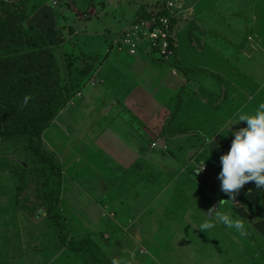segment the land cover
<instances>
[{"label": "rangeland", "instance_id": "obj_1", "mask_svg": "<svg viewBox=\"0 0 264 264\" xmlns=\"http://www.w3.org/2000/svg\"><path fill=\"white\" fill-rule=\"evenodd\" d=\"M74 1L33 0L36 9L28 23L49 37L63 77L69 61L81 69L96 56L111 55L96 65L83 90L43 134L37 143L41 157L25 140L0 137V264H49L59 254L49 238L52 227L40 190L51 170L46 159L63 170L62 210L71 236L92 237L114 264H264V241L255 244L249 237L212 252L188 247L187 236L194 238L195 230L180 229L172 206L160 201L144 208L157 188L126 220L127 207L183 162L181 151L162 141L173 131L168 122L182 130L197 122L190 115L195 106L187 101L218 103L229 91L243 90L247 113L264 103V0H183L176 31L186 73L158 58L140 55L138 60L111 49L142 6L152 15L169 0ZM209 8L211 14L203 16ZM182 99L187 106L179 114ZM119 157H125L120 164ZM188 168L177 188L195 185ZM160 225L166 229L153 236L150 227ZM135 232L143 240L134 239ZM64 250L55 264L82 263Z\"/></svg>", "mask_w": 264, "mask_h": 264}, {"label": "trees", "instance_id": "obj_2", "mask_svg": "<svg viewBox=\"0 0 264 264\" xmlns=\"http://www.w3.org/2000/svg\"><path fill=\"white\" fill-rule=\"evenodd\" d=\"M32 2L33 0H0V137L12 143L25 140L29 143L32 152L37 157H41L37 143L41 141L43 134L54 122L57 114L67 107L73 96L83 90L85 82L97 71L99 64L111 54L109 51L106 57L96 56L91 59L90 65L81 69L75 66L76 61H69L67 64L69 73L64 78L59 57L49 37L38 27L28 24L36 9ZM165 3L163 1L161 7H164ZM162 15L168 13L164 10ZM147 17L149 13L142 6L138 19ZM178 22L179 19H173L175 29ZM62 32V29L57 31L59 37ZM58 43L61 46L65 41L61 37ZM179 49L177 33L175 57L160 62H168L174 69L186 73L185 66L179 61ZM151 61L158 60L152 58ZM25 97H28L27 102ZM171 123L172 121L168 122V128L173 129L170 135L175 136L180 130L175 129L174 124L170 125ZM195 130L200 135L205 133L201 129ZM218 156L216 152L205 149L200 159L210 163ZM48 161L46 159L51 170L40 190L47 202L45 219L47 225L52 227L49 238L54 244V251L66 249L75 254L83 264H114L100 250L92 237L71 236L62 210L63 170L60 165ZM190 173L196 175L194 170H190ZM235 199L256 221L264 220V192L259 196L258 206L240 192ZM250 237L254 242L261 240L256 234Z\"/></svg>", "mask_w": 264, "mask_h": 264}, {"label": "crops", "instance_id": "obj_3", "mask_svg": "<svg viewBox=\"0 0 264 264\" xmlns=\"http://www.w3.org/2000/svg\"><path fill=\"white\" fill-rule=\"evenodd\" d=\"M203 11V16H208L211 14V8H209L207 11L206 9H203ZM137 58L139 60V57H136V59ZM223 79L226 78L223 77ZM246 95V92L243 90H233L231 92L229 91L228 95L225 94L218 103H215L216 99L211 101L210 99H200L197 102L196 100L194 101V99H190L187 101L188 104L193 103V106H195V111H193V113H196H194L193 116L192 110H190V115L192 119L197 117V122L194 123L195 121H191L188 123L190 130H182L183 126L177 127L176 124V127L180 130L179 134H175V136L165 135V141H162L167 145H175V149L178 151L177 154H179V151H181L180 154L183 155V162L178 165L176 170L172 172L168 170L166 172L167 176L159 182L158 186H153L150 189H147L145 192H142L143 195L137 200H134L130 207H127L126 213L129 214L126 215V220H128L130 216L132 217L134 215L136 209H138L139 205L143 201V197L146 195V193H150V191L157 188L156 192L154 191L156 194L154 195L153 200L149 205L144 206V208H149L153 202L159 203L160 201L162 204L166 203L165 206H167V208L172 206V209L175 211V217L180 220V229H186V231L195 230V233L193 234L194 238L189 239L187 236L188 240L186 242L187 246L193 248L194 250L199 248L202 250L206 248L211 252L217 249L221 250L225 246L226 242H230L231 240L242 242L245 237L252 239L250 235L254 234H256V237H259L262 240L257 242L253 241L255 244H261V242L264 241V220L256 221L246 212V210L236 199L234 202H222L218 210L224 213H231L234 218H240L243 220L246 226V236L241 237L235 231V229H227L219 223L216 224L214 229L208 230L206 233L201 232L198 229L200 223L205 218V213H207L209 209L218 208L221 201L230 199L229 195L223 193L220 190L221 181L217 179L221 170L219 158L230 148L233 137L231 135L227 137L225 136L228 135L230 126L237 121V114L247 113V110L245 109L246 99H244V96ZM186 106L187 105L183 103V106L178 113H182L183 111L181 110ZM177 118L182 121L179 116H177ZM241 127H246V122H241V124L233 126L234 129ZM195 129L204 130L205 133L202 135L197 134ZM218 132L221 134H217ZM165 148L167 149L166 145ZM205 149H208L210 152H216V154L219 155L218 158L210 163H208L205 159H200V156ZM133 150H136V148L133 147L131 149L132 155L134 154ZM123 158L125 157L118 158V164H120L122 161L120 159ZM138 158H140V156H138ZM176 158L178 159L177 156ZM201 161H206L205 168L202 172L199 169H196V166ZM188 167H192L196 173V177L194 179L195 185L190 189L183 187L177 188V184L182 181L180 178V173H185L184 175H186L189 170ZM190 190H192V193L189 192ZM182 192H185L187 195H183ZM239 192L247 197L255 205L256 199L254 194L259 192L258 196H260L264 190L257 189L254 182H249L244 185ZM158 223L160 224L161 222ZM158 223L156 225H159ZM192 225L195 226L193 227ZM165 229L166 228H163L161 225L158 227L151 226L149 231L153 236H155ZM138 230L143 229L139 228ZM132 235L134 239L143 240L141 233L135 232ZM202 236V239L205 240L204 242H202ZM193 239L195 242H193ZM64 251L65 250L63 249L57 252L59 254L57 256L54 255L55 258H51L52 260H50L51 262L49 264H55ZM72 255L75 256V254Z\"/></svg>", "mask_w": 264, "mask_h": 264}, {"label": "clouds", "instance_id": "obj_4", "mask_svg": "<svg viewBox=\"0 0 264 264\" xmlns=\"http://www.w3.org/2000/svg\"><path fill=\"white\" fill-rule=\"evenodd\" d=\"M27 100L28 97H25V102ZM241 122H246V127L233 128ZM229 135L233 139L229 150L219 158L221 170L217 179L221 181L220 190L230 199L221 201L218 208L209 209L198 229L206 233L219 223L227 229H235L243 237L247 234L244 221L218 209L222 202H234L236 195L249 182H254L257 189L264 190V103H259L254 113H238L237 121L230 126L225 137ZM205 162L201 161L196 169L202 172Z\"/></svg>", "mask_w": 264, "mask_h": 264}, {"label": "built area", "instance_id": "obj_5", "mask_svg": "<svg viewBox=\"0 0 264 264\" xmlns=\"http://www.w3.org/2000/svg\"><path fill=\"white\" fill-rule=\"evenodd\" d=\"M182 5L183 0L167 1L164 7L159 6L149 17L127 26L113 40L111 49L117 54L130 57L145 55L158 60L173 59L177 47V31L173 27V19L180 20ZM164 10L168 15H162Z\"/></svg>", "mask_w": 264, "mask_h": 264}]
</instances>
